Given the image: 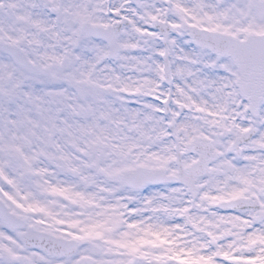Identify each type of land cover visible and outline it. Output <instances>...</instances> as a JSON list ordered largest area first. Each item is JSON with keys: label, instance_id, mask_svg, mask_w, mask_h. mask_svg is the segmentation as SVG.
<instances>
[{"label": "snow or ice", "instance_id": "snow-or-ice-1", "mask_svg": "<svg viewBox=\"0 0 264 264\" xmlns=\"http://www.w3.org/2000/svg\"><path fill=\"white\" fill-rule=\"evenodd\" d=\"M0 264H264V0H0Z\"/></svg>", "mask_w": 264, "mask_h": 264}]
</instances>
